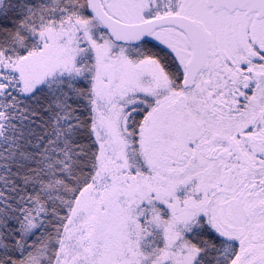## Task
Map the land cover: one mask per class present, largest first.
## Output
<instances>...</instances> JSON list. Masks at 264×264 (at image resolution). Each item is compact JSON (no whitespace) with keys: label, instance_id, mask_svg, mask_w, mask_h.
Instances as JSON below:
<instances>
[{"label":"snow or ice","instance_id":"snow-or-ice-1","mask_svg":"<svg viewBox=\"0 0 264 264\" xmlns=\"http://www.w3.org/2000/svg\"><path fill=\"white\" fill-rule=\"evenodd\" d=\"M0 264H264V0H0Z\"/></svg>","mask_w":264,"mask_h":264}]
</instances>
